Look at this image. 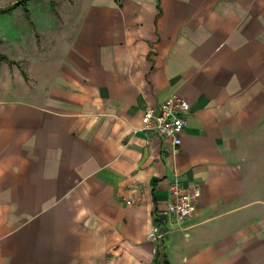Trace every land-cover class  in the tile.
<instances>
[{"label":"crops","instance_id":"crops-1","mask_svg":"<svg viewBox=\"0 0 264 264\" xmlns=\"http://www.w3.org/2000/svg\"><path fill=\"white\" fill-rule=\"evenodd\" d=\"M62 5L42 53L0 27V264H264V0ZM173 96L177 151L141 130ZM175 179L201 190L183 222Z\"/></svg>","mask_w":264,"mask_h":264},{"label":"built area","instance_id":"built-area-1","mask_svg":"<svg viewBox=\"0 0 264 264\" xmlns=\"http://www.w3.org/2000/svg\"><path fill=\"white\" fill-rule=\"evenodd\" d=\"M190 112V103L185 98L173 96L159 106L146 108L141 130L153 133L172 142L177 151L182 143V135L188 124L187 115ZM171 199L167 204L170 215L177 221L183 222L194 214L195 207L201 195L200 187L186 188L181 181L175 179L169 185ZM166 234L160 226L153 225L148 238L161 241Z\"/></svg>","mask_w":264,"mask_h":264},{"label":"rangeland","instance_id":"rangeland-1","mask_svg":"<svg viewBox=\"0 0 264 264\" xmlns=\"http://www.w3.org/2000/svg\"><path fill=\"white\" fill-rule=\"evenodd\" d=\"M12 1L14 0H0V7ZM64 1L66 0H54V9L50 5V0L34 1L30 8L31 22L27 20L20 7L16 9L19 11H14L12 14L0 15V27L9 32L14 27V31L18 32L19 40L17 38L13 40L12 47L7 49L9 50L7 53H30L37 50L42 53L49 36V32L47 33L45 29L58 28L63 24L64 19L70 16L68 8L62 5ZM6 45H3V49Z\"/></svg>","mask_w":264,"mask_h":264},{"label":"trees","instance_id":"trees-1","mask_svg":"<svg viewBox=\"0 0 264 264\" xmlns=\"http://www.w3.org/2000/svg\"><path fill=\"white\" fill-rule=\"evenodd\" d=\"M30 1H33V0H17L13 4L7 5L4 8H0V14H2V13H11V11L14 8L22 7L24 12H25V14H26V16L29 18L30 14H29V10H28V3ZM0 59L1 60H8L7 57H5V56H3L1 54H0Z\"/></svg>","mask_w":264,"mask_h":264}]
</instances>
